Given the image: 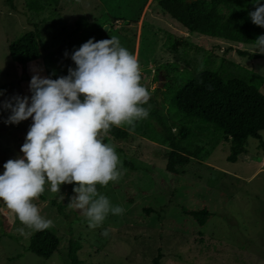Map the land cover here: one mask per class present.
Returning <instances> with one entry per match:
<instances>
[{
  "label": "rangeland",
  "instance_id": "rangeland-1",
  "mask_svg": "<svg viewBox=\"0 0 264 264\" xmlns=\"http://www.w3.org/2000/svg\"><path fill=\"white\" fill-rule=\"evenodd\" d=\"M12 3L14 9L0 0V89L4 90L0 101L31 97L35 74L52 79L68 75L69 68L76 67L71 54L91 38L102 40L101 26H107L106 39L119 37L121 45L137 56L141 83L151 97L143 105L149 116L127 139L110 134L105 138V143L115 145L126 171L118 181L98 186V191L114 206H122L123 215L109 214L102 226L91 229L82 212L69 206L78 195L73 191L76 184L61 185L60 193H52L46 184L47 199L34 203L42 216L53 221L49 230L57 235L59 245L45 259L26 250L35 232L25 228L20 235L16 230L25 226L0 200V264H72V241L82 264H153L159 250L161 264H264V146L250 137L247 153L229 162V143L191 122L195 135L181 145L202 150L172 174L165 169L170 147L161 123L174 127L175 133L177 124L185 121L165 99L167 84L179 85L200 69L224 71V77L264 79V58L249 59L237 51L253 52L255 45L189 32L158 0H59L53 9L45 6L39 13L29 10L26 0ZM235 10L250 19L255 5ZM34 29L40 35L39 58L26 64L13 61L9 44ZM168 34L183 37L189 45L167 48ZM164 64L170 65L168 73ZM260 90L264 92V82ZM10 114L8 109L0 111V174L9 159L23 157L21 147L33 122L29 118L19 124L5 123ZM261 135L264 140V130ZM49 199L63 204V212ZM183 207H207L212 215L201 226L183 213ZM144 208L152 212L147 215ZM105 229L107 236L102 234Z\"/></svg>",
  "mask_w": 264,
  "mask_h": 264
},
{
  "label": "clouds",
  "instance_id": "clouds-1",
  "mask_svg": "<svg viewBox=\"0 0 264 264\" xmlns=\"http://www.w3.org/2000/svg\"><path fill=\"white\" fill-rule=\"evenodd\" d=\"M254 4L251 20L264 27V4L260 0ZM252 51L264 54V35L255 40ZM71 59L76 67H70L66 76L33 75L31 97L17 95L0 101V111H11L5 123L33 121L21 147L23 157L9 159L0 174V200L25 226L16 230L20 235L25 228L37 232L54 226L34 203L46 184L52 193H60L61 185L75 183L73 191L78 195L69 206L82 212L91 229L102 226L109 214L125 211L98 191V186L118 181L126 171L115 145L105 143V138L113 127L132 134L136 123L149 116L143 105L151 92L141 83L137 56L117 36L91 38ZM102 234L107 236L108 230Z\"/></svg>",
  "mask_w": 264,
  "mask_h": 264
},
{
  "label": "trees",
  "instance_id": "trees-1",
  "mask_svg": "<svg viewBox=\"0 0 264 264\" xmlns=\"http://www.w3.org/2000/svg\"><path fill=\"white\" fill-rule=\"evenodd\" d=\"M6 2L14 9L12 0ZM59 0H26L27 7L33 12H41L44 7L52 8ZM256 0H158L159 6L185 27L189 32H196L211 37H220L228 41L255 45V40L264 35V27L257 26L250 19L240 15L235 9L246 8ZM264 4V0H260ZM101 39H106L108 32L99 27ZM166 47L177 50L179 46L187 47L189 44L183 37L168 34ZM38 29L29 30L13 40L8 51L11 59L22 64L39 58ZM231 49V48H230ZM241 56L249 59L264 58V54L253 53L247 50H237ZM166 73L170 65L162 66ZM224 72V71H223ZM212 68H203L179 85H169L167 97L170 109L185 121L177 124L175 133L171 126H164V139L170 150L165 169L167 172L177 174L180 168L189 164L191 156L197 157L202 150L197 146L190 151L181 145L195 135L191 122L200 129L218 134L219 138L229 143V162L237 161L239 155L247 153L248 139H257L260 146H264L261 131L264 130V92L260 90L264 79L251 75L248 79L239 78L229 74L223 76ZM260 77V76H259ZM252 79L254 81H252ZM197 121V122H196ZM139 122V121H138ZM136 123V127L138 126ZM136 130V128H135ZM109 134L115 139H127L129 132L122 128L113 127ZM215 147V144L212 148ZM125 166L129 164L124 162ZM46 200L44 193L39 197ZM56 206L59 213L63 212L64 205L56 199H49ZM183 213L191 216L199 225L203 226L212 212L207 207L198 209L182 208ZM149 215L152 210L144 208ZM59 238L49 229L37 231L31 235L26 250L33 254L49 258L58 248ZM78 247L70 243V261L79 262L76 251ZM162 254L159 250L153 259V264H161Z\"/></svg>",
  "mask_w": 264,
  "mask_h": 264
},
{
  "label": "water",
  "instance_id": "water-1",
  "mask_svg": "<svg viewBox=\"0 0 264 264\" xmlns=\"http://www.w3.org/2000/svg\"><path fill=\"white\" fill-rule=\"evenodd\" d=\"M104 29L107 30V26H104ZM161 78H162V76H161V74H159V79H161Z\"/></svg>",
  "mask_w": 264,
  "mask_h": 264
}]
</instances>
